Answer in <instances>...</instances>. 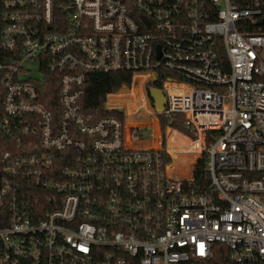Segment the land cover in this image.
Listing matches in <instances>:
<instances>
[{"label":"built area","instance_id":"2783aa9c","mask_svg":"<svg viewBox=\"0 0 264 264\" xmlns=\"http://www.w3.org/2000/svg\"><path fill=\"white\" fill-rule=\"evenodd\" d=\"M0 264H264V0H0Z\"/></svg>","mask_w":264,"mask_h":264},{"label":"trees","instance_id":"16d2710c","mask_svg":"<svg viewBox=\"0 0 264 264\" xmlns=\"http://www.w3.org/2000/svg\"><path fill=\"white\" fill-rule=\"evenodd\" d=\"M131 85V75L127 73H119V74H95L91 75L87 81V85L85 88V97L83 100L84 107L86 113L91 115L93 118H97L99 116V111L105 101L106 95L111 93H117L124 86ZM57 104V96L51 99L50 105ZM180 119H185V116H180ZM163 129L168 125L179 128L183 130L181 121L172 122L164 117H160ZM182 158L184 156H175V164L172 167V171L177 172L178 165H180ZM189 163H186V168L189 166ZM184 171V170H183ZM196 181L199 187L207 185V174L204 170V163H199L196 169Z\"/></svg>","mask_w":264,"mask_h":264},{"label":"rangeland","instance_id":"374dc122","mask_svg":"<svg viewBox=\"0 0 264 264\" xmlns=\"http://www.w3.org/2000/svg\"><path fill=\"white\" fill-rule=\"evenodd\" d=\"M141 92H142L141 89L139 87H137V86L134 87V88H123L120 91H118V96L121 98V100H127V99H129L130 101H133V99H139L141 97ZM132 93H134V96L131 95ZM127 95H130V97L127 98ZM150 104L152 105V108H153L154 106H153L151 100H150ZM136 107L133 108V109L135 110ZM152 119L153 118H151L149 116L148 112L145 109L141 110L140 120H142L144 122H147V121L151 122ZM134 121H137V119L135 117H133V118L130 119V122H134ZM153 130H155V129L154 128H152V129L149 128L148 130H144L143 133H147V134L143 137V139H145L146 141H148L149 144L155 145L156 144V140L155 139H152V137H151V134L153 133ZM151 139H152V141H150ZM180 164L181 165L184 164L183 160H181V163Z\"/></svg>","mask_w":264,"mask_h":264},{"label":"water","instance_id":"95a60500","mask_svg":"<svg viewBox=\"0 0 264 264\" xmlns=\"http://www.w3.org/2000/svg\"><path fill=\"white\" fill-rule=\"evenodd\" d=\"M149 97L154 103V108L157 113H161L165 109L166 97L160 89L151 88L149 90Z\"/></svg>","mask_w":264,"mask_h":264},{"label":"bare ground","instance_id":"6f19581e","mask_svg":"<svg viewBox=\"0 0 264 264\" xmlns=\"http://www.w3.org/2000/svg\"><path fill=\"white\" fill-rule=\"evenodd\" d=\"M138 97V96H137ZM155 130H153V139L157 140L158 135H159V125L156 120H154V127ZM147 143L149 144L148 141L144 142V145L147 146ZM153 145V144H152ZM150 146V145H149ZM177 156V155H176Z\"/></svg>","mask_w":264,"mask_h":264}]
</instances>
